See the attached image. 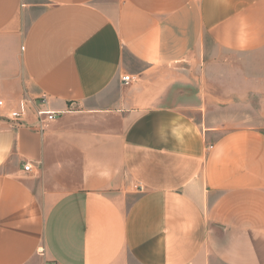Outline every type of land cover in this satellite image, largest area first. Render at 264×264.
Here are the masks:
<instances>
[{
	"label": "crops",
	"instance_id": "obj_1",
	"mask_svg": "<svg viewBox=\"0 0 264 264\" xmlns=\"http://www.w3.org/2000/svg\"><path fill=\"white\" fill-rule=\"evenodd\" d=\"M0 99V264H264V0H0Z\"/></svg>",
	"mask_w": 264,
	"mask_h": 264
},
{
	"label": "built area",
	"instance_id": "obj_2",
	"mask_svg": "<svg viewBox=\"0 0 264 264\" xmlns=\"http://www.w3.org/2000/svg\"><path fill=\"white\" fill-rule=\"evenodd\" d=\"M120 77H121V81L124 84L130 83L132 80L135 79L134 77L129 76V75H122ZM46 104H47V100L45 96L41 97L36 105L31 103V105L33 106V110H34L33 113L35 114L38 128L40 129L43 127V125L53 120L58 115V113L52 110L46 109L45 108ZM0 105H3V101L1 99H0ZM27 105L28 104L25 100H20L17 107L13 108L11 111L8 112L9 119L12 121L13 120L22 121L25 115L26 109H27ZM23 165H24L23 166L24 170H29L31 167L27 163ZM38 249H39V252L43 251L42 248H38ZM51 264H56V263L54 262Z\"/></svg>",
	"mask_w": 264,
	"mask_h": 264
}]
</instances>
